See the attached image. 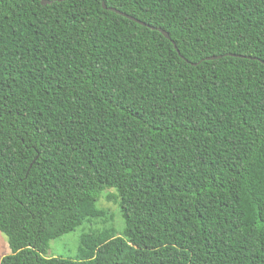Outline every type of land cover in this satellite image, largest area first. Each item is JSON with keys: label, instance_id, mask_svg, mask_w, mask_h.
Returning <instances> with one entry per match:
<instances>
[{"label": "trees", "instance_id": "1", "mask_svg": "<svg viewBox=\"0 0 264 264\" xmlns=\"http://www.w3.org/2000/svg\"><path fill=\"white\" fill-rule=\"evenodd\" d=\"M48 1L0 0V264H264V0Z\"/></svg>", "mask_w": 264, "mask_h": 264}, {"label": "rangeland", "instance_id": "2", "mask_svg": "<svg viewBox=\"0 0 264 264\" xmlns=\"http://www.w3.org/2000/svg\"><path fill=\"white\" fill-rule=\"evenodd\" d=\"M112 195H116L115 190H106L100 195L97 202V208L105 213L104 217L94 219L90 224H84L74 232L53 240L45 257L75 260L78 256L82 236L92 231L111 230L114 236H123L125 225L119 201L111 199ZM8 254H10V248L7 237L0 232V262Z\"/></svg>", "mask_w": 264, "mask_h": 264}, {"label": "water", "instance_id": "3", "mask_svg": "<svg viewBox=\"0 0 264 264\" xmlns=\"http://www.w3.org/2000/svg\"><path fill=\"white\" fill-rule=\"evenodd\" d=\"M60 1H66V0H60ZM41 3H42L43 6H47V5H51V4H53L52 1H48V0H41ZM103 7H104L105 9H108L107 6H106V4H105V2L103 3ZM109 10L112 11V12H114V13H117L118 15H121V16H123V17L129 19V20H132V21H134V22H136V23H138V24H140V25L146 26V24L140 22L139 20H137V19H135V18H133V17H131V16H128V15L125 14V13H122V12L118 11V10L115 9V8H110ZM159 31H160V32H161V33H162L167 39H170V36H169V34H168L167 32H165V31L162 30V29H159ZM221 58H222V57H214V58H209V59H207V60L209 61V60H215V59H221Z\"/></svg>", "mask_w": 264, "mask_h": 264}]
</instances>
